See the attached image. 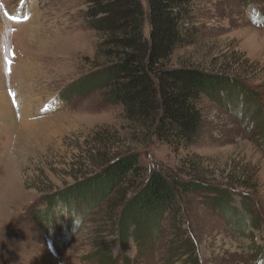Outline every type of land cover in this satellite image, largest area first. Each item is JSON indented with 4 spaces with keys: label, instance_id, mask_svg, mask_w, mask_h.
<instances>
[{
    "label": "rangeland",
    "instance_id": "1",
    "mask_svg": "<svg viewBox=\"0 0 264 264\" xmlns=\"http://www.w3.org/2000/svg\"><path fill=\"white\" fill-rule=\"evenodd\" d=\"M21 1V10L29 5L24 11L29 17L15 43L21 67L13 76L19 84L15 114L5 93L11 71L3 42L11 28L5 18L21 13H13ZM251 1L259 8V21L248 18L246 4ZM87 6L85 0H2L0 4V264H254L264 250V237L262 249L252 247V238L220 222L219 212L226 210L214 191L226 189L241 196L258 217L256 232H263L264 0L198 4L195 42L174 52L171 64H192L228 79L235 89L228 87L224 97L221 89L210 97L201 96L203 129L194 144L175 146L150 138L140 146L148 171L201 186L183 198L178 195L175 220L163 215L152 238L141 240L131 225L125 245L118 226H109L101 216L102 205L96 202L86 211L82 202H76L78 197H52L82 186L91 176L85 151L93 137L106 134L139 143L136 131L127 127L122 107L109 104L101 90L65 91L70 98L63 99L58 114L32 118L46 97L59 92L63 98L62 90L100 68L96 66L100 38L83 16ZM29 81L39 89L34 90ZM239 96L243 104L237 111L242 114L235 108ZM245 118L253 133H246ZM75 170L80 172L77 178ZM89 194V201L95 202L96 196ZM37 210H44V215L37 218ZM230 219L238 222L231 215ZM184 229L189 230L184 233ZM188 235L198 236L202 246H193ZM105 248L110 263L102 255ZM262 254L259 258H264Z\"/></svg>",
    "mask_w": 264,
    "mask_h": 264
},
{
    "label": "trees",
    "instance_id": "2",
    "mask_svg": "<svg viewBox=\"0 0 264 264\" xmlns=\"http://www.w3.org/2000/svg\"><path fill=\"white\" fill-rule=\"evenodd\" d=\"M200 1L85 0L88 6L83 16L100 38V61L96 62L100 68L71 85L72 90L82 94L101 90L109 104L122 107L127 127L136 131L140 141L135 145L106 134L93 137L85 151L91 176L82 186L52 197L89 201V193L95 195L97 200L87 206L102 205L101 216L108 219L109 226H118L123 245L131 225L141 240L152 238L163 215L175 220L178 195L183 198L201 186L154 169L148 171L140 146L150 138L175 146L194 144L203 129L201 96L235 89L228 79L192 64H171L174 52L195 42ZM75 171L73 177L77 178L80 172ZM214 192L220 195L225 210L233 211L231 215L238 219L225 204L230 200L226 189ZM102 255L111 262L106 248Z\"/></svg>",
    "mask_w": 264,
    "mask_h": 264
},
{
    "label": "snow or ice",
    "instance_id": "3",
    "mask_svg": "<svg viewBox=\"0 0 264 264\" xmlns=\"http://www.w3.org/2000/svg\"><path fill=\"white\" fill-rule=\"evenodd\" d=\"M25 19H27V17H25ZM9 94L14 96V93H11V91L9 92ZM13 103H15V101H13Z\"/></svg>",
    "mask_w": 264,
    "mask_h": 264
},
{
    "label": "bare ground",
    "instance_id": "4",
    "mask_svg": "<svg viewBox=\"0 0 264 264\" xmlns=\"http://www.w3.org/2000/svg\"><path fill=\"white\" fill-rule=\"evenodd\" d=\"M10 191H12V190H10Z\"/></svg>",
    "mask_w": 264,
    "mask_h": 264
}]
</instances>
